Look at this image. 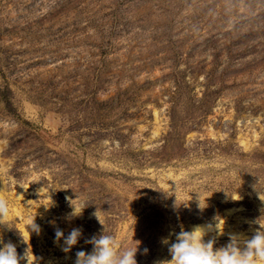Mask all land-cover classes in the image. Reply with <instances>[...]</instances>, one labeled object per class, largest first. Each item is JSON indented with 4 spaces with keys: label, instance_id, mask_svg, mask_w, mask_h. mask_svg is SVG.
<instances>
[{
    "label": "rangeland",
    "instance_id": "obj_1",
    "mask_svg": "<svg viewBox=\"0 0 264 264\" xmlns=\"http://www.w3.org/2000/svg\"><path fill=\"white\" fill-rule=\"evenodd\" d=\"M0 199V240L29 264H73L103 228L137 264H168L176 234L217 215L225 234L205 240L250 238L264 0H0ZM57 228L81 229L71 252Z\"/></svg>",
    "mask_w": 264,
    "mask_h": 264
},
{
    "label": "clouds",
    "instance_id": "obj_2",
    "mask_svg": "<svg viewBox=\"0 0 264 264\" xmlns=\"http://www.w3.org/2000/svg\"><path fill=\"white\" fill-rule=\"evenodd\" d=\"M39 190L38 194L40 195ZM66 200L71 207L67 218L79 217L85 207L73 204L75 199L70 197H66ZM197 201L198 209L203 210L207 207L206 201L202 206L199 195ZM8 215V203L0 199V221L5 220ZM92 215L103 225L98 209ZM258 219L255 223L259 225V228L253 232L250 238H243L239 234L230 233L228 234V242L220 247L216 246L215 239L205 240V237L210 232H215L217 237L225 234V219L221 216H214L213 222L206 225H195L191 230H181L176 234L175 241L169 244L168 250L171 259L167 262L168 264H264V225L258 223ZM29 229L39 232V226L34 221ZM81 236L80 228H72L67 235L57 228L54 231V242L63 241L61 250L69 253L77 245ZM86 243L92 245V250L90 252L76 251L73 264H137V248L119 249L114 236L106 234L104 228L99 235L92 236ZM164 243H168V241L165 240ZM0 245H2L0 247V264H20L21 259L29 264L28 248L23 256H19L13 243H4L3 240H0Z\"/></svg>",
    "mask_w": 264,
    "mask_h": 264
}]
</instances>
